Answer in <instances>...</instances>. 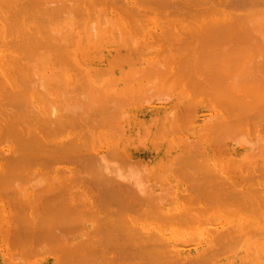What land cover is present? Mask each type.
<instances>
[{
  "label": "bare ground",
  "instance_id": "1",
  "mask_svg": "<svg viewBox=\"0 0 264 264\" xmlns=\"http://www.w3.org/2000/svg\"><path fill=\"white\" fill-rule=\"evenodd\" d=\"M261 100L264 0H0V264H264Z\"/></svg>",
  "mask_w": 264,
  "mask_h": 264
},
{
  "label": "rangeland",
  "instance_id": "2",
  "mask_svg": "<svg viewBox=\"0 0 264 264\" xmlns=\"http://www.w3.org/2000/svg\"><path fill=\"white\" fill-rule=\"evenodd\" d=\"M150 72H151V74H150ZM150 72L147 73L146 75H148V74H149V75H152V74H153L151 70H150ZM155 72H156V71H155ZM155 74H157V73H155ZM155 74H154V75H155ZM158 74H159V73H158ZM186 74H187V76L184 75V74H182V75H184V77H185V78H184V77H183V78L189 83L190 89H193V86H195V85H196V82L198 81V80L196 79V76H197V75H195V78H193V75L191 76V74H189L187 70H186ZM142 75H145V74L143 73ZM146 75H145V76H146ZM180 75H181V74H180ZM152 76H153V75H152ZM162 76H164V75H162ZM168 76H169V74H168ZM168 76L166 75L167 78L165 77V80H167V81H166L167 83H168V79H171V78H172V77L170 78V77H168ZM170 76H172V75L170 74ZM147 77H148V76L145 77L146 80H147V79H150L149 77H148V78H147ZM150 77H151V76H150ZM156 77H157V76H156ZM156 77H154V78H156ZM180 77H181V76H179V77H177V78L179 79ZM188 77H189V78H188ZM191 77H192V78H191ZM151 78H152V77H151ZM158 78H159V77H158ZM143 79H144V77H143ZM143 79H142V80H143ZM160 79H161V78H160ZM191 79H192V80H191ZM194 79L197 80V81H195ZM156 81H157V79H156ZM161 81H162V80H161ZM186 81H185V82H186ZM199 81H200V80H199ZM166 82H165V83H166ZM169 82H170V80H169ZM178 82H179V81H178ZM183 82H184V81H183ZM194 82H195V84H194ZM156 83H157V82H156ZM170 83H171V82H170ZM170 83H168V85H169ZM199 83H200V82H199ZM158 84H159V82H158ZM171 84H172V83H171ZM183 84H184V83H181V82H180L179 85H182V87H183V86H184ZM197 84H198V83H197ZM154 86H155V85H154ZM185 86H186V85H185ZM189 86H186V87H184L183 89H185V88L187 89V88H189ZM169 87H170V86H169ZM178 87H179V86H178ZM182 87H180V89H182ZM170 88H171V89H174V87H173V88L170 87ZM194 88H195V87H194ZM180 89H179V90H180ZM176 90H177V89H176ZM179 90H177L175 94L179 93V92H180ZM192 91H193V90H192ZM192 91H191V92H192ZM196 91H197V90H196ZM174 92H175V89H174ZM191 92H190V93H191ZM191 94H193V93H191ZM204 94H205V93H204ZM204 94H203V95H204ZM207 96H208V95H207V93H206V96H205L204 98H207ZM208 97H210V96H208ZM200 98H201V97H200ZM202 98H203V97H202ZM204 98H203V100H204ZM210 99H211V98H210ZM251 99L254 100L253 98H251ZM205 100H206V99H205ZM252 100H251V101H252ZM206 101H208V98H207ZM210 101H212V100H210ZM214 101H215V102H214ZM214 101H213L212 103L215 104L217 100H214ZM217 102H218V101H217ZM7 103H9V101H7L6 104H7ZM204 103H205V102H204ZM208 103H210V102L208 101ZM212 103H211V105H212ZM259 103H261V104H259V105L257 104V105H258V106L261 105V107H262V104L264 105V100L259 101ZM216 104H217V103H216ZM209 105H210V104L207 105V110H208V111H209V108H210V106H211V105H210V106H209ZM221 105H222V106H221ZM213 106H214V105H213ZM223 106H224L223 104H219V105H218V108H219L220 110H223V109H224L223 111L228 112V109H227L225 106H224V107H223ZM5 107H6V106H5ZM6 108H7V107H6ZM263 108H264V106H263ZM263 108H262V110H264ZM12 109H14L13 104H12ZM260 109H261V108H260ZM260 109L258 110V112L260 111ZM14 111H15V109H14ZM208 111H207V112H208ZM12 112H13V111H12ZM210 112H212V110H211ZM256 113H257V112H256ZM256 113H253V114H252L253 116L250 115L249 120H245V121L248 123V124L246 125V128H247L246 130H249V132H250L253 136H255V131L260 129V128H259V129L256 128V127H257L256 125H258V123H255V122H257V121H255V120L260 119L261 121L258 120V122L260 121V122H263V123H264V112L261 111L262 114L259 112L260 115H259V113H257L258 115H257ZM12 114H14V112H13ZM261 116H262V117H261ZM12 117H13V116H12ZM240 117H242V116H240ZM254 117H255V118H254ZM252 118H253V119H252ZM262 119H263V120H262ZM242 122H243L242 125L244 126L245 123H244V121H242ZM260 122H259V124L264 128L263 123L261 124ZM239 123H240V122H239ZM140 129H141V128H140ZM142 129H143V128H142ZM140 132H141V131H140ZM263 132H264V131H263ZM139 135H140V137H142L141 134H139ZM140 137H139V138H140ZM217 137H218V136H217ZM137 139H138V138H137ZM137 139H136V140H137ZM146 139H147V138H146ZM219 139H220V138H218L217 140H219ZM137 141H138V140H137ZM137 141H136V142H137ZM3 142H4V141L2 140V143H3ZM138 142H139V141H138ZM137 144H138V143H137ZM145 144H146V143L144 142V144H142V145H145ZM140 145H141V144H140ZM142 145H141V146H142ZM4 147H6V145H5ZM4 147H3V148H4ZM139 147H140V146H139ZM92 189H93V194L95 193V194H94V198H95L96 202L99 203V200H98V197H97V194H98V193H97L96 189L94 190L93 187H92ZM130 200H132V199H130ZM133 201H134V200H133ZM133 201H131V202H133ZM139 206H140V205L136 206L137 209L135 208V209L133 210V212L130 214L132 218H135V217L138 218L140 212L142 211V210H141L142 205L140 206V208H138ZM106 209H107V208H105L104 211L108 213L109 210H108V209L106 210ZM135 210H136V211H135ZM137 210H138V211H137ZM139 210H140V211H139ZM104 211L101 210V215H102V214L104 215V213H105ZM103 215H102V218H103ZM135 215H136V216H135ZM105 217H106V213H105L104 218H105ZM200 219H202V218H200ZM203 219L206 220V218H203ZM203 219H202L201 221H203ZM92 223H93L92 225H96V224H94L95 222H92ZM13 238H14V235H13ZM83 239H84V238H83ZM83 239H82V237H80L78 240H83ZM12 243H13V246H14V249H15V251H14L15 253H17V252H19V251H21V252L24 251V249H21V248H24V247L18 248V246H16V244H15V241H12ZM26 248H27V247H26ZM17 249H19V250H17ZM27 250H28V249H27ZM38 250H39V249H37V250L34 249V254H36ZM111 252H112V251L108 252L109 255L107 254L106 256H104V258H106L107 256H109L108 258L104 259V258H101V257H100V258H98L100 263H99L98 261H97V262H98L99 264H110L111 260H113L112 263H115V264H117V263H119V262L122 263V264H139V263L143 262V264H145V261H143V260H145V258H144V259H141V258H138V257H134V258L132 259V258H126V257H124V259H123V257H121L120 255H119V257H118V254H116L114 251H113V254H111ZM24 253H25V254H24ZM24 253H20V252H19V254H18V253L16 254V257H17V255H18V257H19V255H20V257H22V255H25V256H23L21 259H25V257H26V259L29 260V258L31 257V258H33V259L35 258V260H36L37 257H40V256H41L40 254H39V255H36L37 257H35V256H34V257H33V256H30V255H33V254L30 253V252H29V254H28V252L26 251V249H25V252H24ZM21 254H22V255H21ZM110 254L112 255L111 258H110ZM114 254H115V256H114ZM43 255H44V254H43ZM49 255H51V253H50ZM52 256H53V255H52ZM43 257H46V256H42L41 258H43ZM117 257H118L119 261L116 259ZM41 258L38 259V260H42V261H46V260H48V261H49V260L53 259L54 261H56V260H55L56 258L54 259V258H52L51 256H49V257L47 256L46 259H45V258H44V259H41ZM121 258H122V259H121ZM14 259H15V258H14ZM100 259H102V260H100ZM108 259H110V260H108ZM140 259H141V260H140ZM17 260H18V259H17ZM17 260H16V261H17ZM30 260H31V259H30ZM105 260H106V261H105ZM114 260H115V261H114ZM116 260H117L118 262H117ZM122 260H124V261H122ZM133 260H134V261H133ZM139 260H140V261H139ZM146 260H147V259H146ZM19 261H20V260H18V262H19ZM23 261H24V260H22V262H19V263L24 264V263L26 262V261H24V262H23ZM54 261H53V262H54ZM107 261H108V262H107ZM135 261H137V262L139 261V263H137V262H135ZM18 262H16V263H18ZM97 262L94 263V264H98ZM125 262H126V263H125ZM127 262H128V263H127ZM129 262H130V263H129ZM27 264H29V262H27ZM44 264H46V263H44ZM141 264H142V263H141Z\"/></svg>",
  "mask_w": 264,
  "mask_h": 264
}]
</instances>
